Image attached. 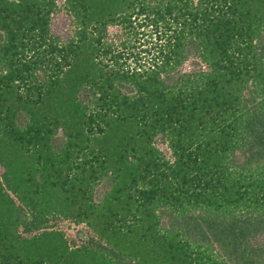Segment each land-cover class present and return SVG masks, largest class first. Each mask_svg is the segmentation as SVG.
Listing matches in <instances>:
<instances>
[{
  "label": "trees",
  "instance_id": "obj_1",
  "mask_svg": "<svg viewBox=\"0 0 264 264\" xmlns=\"http://www.w3.org/2000/svg\"><path fill=\"white\" fill-rule=\"evenodd\" d=\"M0 264H264V0H0Z\"/></svg>",
  "mask_w": 264,
  "mask_h": 264
},
{
  "label": "rangeland",
  "instance_id": "obj_2",
  "mask_svg": "<svg viewBox=\"0 0 264 264\" xmlns=\"http://www.w3.org/2000/svg\"><path fill=\"white\" fill-rule=\"evenodd\" d=\"M57 22L60 24L63 22V18L61 19V15H59V18L57 20ZM144 41L146 40V36L141 37ZM141 43H143V41H140ZM189 65L188 63L184 65V68L188 69ZM57 226H60L62 228H64L67 232L68 235L74 237L76 234V231L79 229H82L83 226L82 225H76L73 223H69L67 221H63L57 224Z\"/></svg>",
  "mask_w": 264,
  "mask_h": 264
}]
</instances>
